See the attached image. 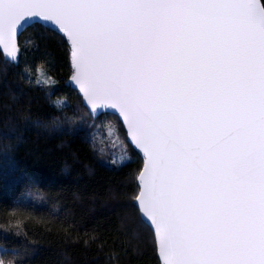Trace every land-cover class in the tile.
Wrapping results in <instances>:
<instances>
[{"label":"snow or ice","instance_id":"6c2138e0","mask_svg":"<svg viewBox=\"0 0 264 264\" xmlns=\"http://www.w3.org/2000/svg\"><path fill=\"white\" fill-rule=\"evenodd\" d=\"M21 21L64 35L93 114L126 122L163 264H264V2L0 0L12 63Z\"/></svg>","mask_w":264,"mask_h":264},{"label":"trees","instance_id":"16d2710c","mask_svg":"<svg viewBox=\"0 0 264 264\" xmlns=\"http://www.w3.org/2000/svg\"><path fill=\"white\" fill-rule=\"evenodd\" d=\"M19 49L14 64L0 48V256L8 264H162L135 209L144 159L129 139L123 150L122 119L92 118L68 85L70 43L59 31L31 25ZM37 68L53 78L48 87L29 83ZM82 106L91 125L78 122ZM101 124L115 128L120 144L98 137ZM77 125L89 131L79 134ZM118 154L128 159L111 164Z\"/></svg>","mask_w":264,"mask_h":264},{"label":"water","instance_id":"95a60500","mask_svg":"<svg viewBox=\"0 0 264 264\" xmlns=\"http://www.w3.org/2000/svg\"><path fill=\"white\" fill-rule=\"evenodd\" d=\"M26 19H32V18H26ZM21 24L23 25V27H20V26H18L17 27V30H16V34H15V36H14V38H13V43L15 44V46L19 49V38H20V36L22 35V33L28 28V27H30L31 25L30 24H27V23H24V21H21ZM38 24V23H37ZM48 27H50V25L48 26ZM51 28V27H50ZM55 30V29H54ZM6 41H7V38H4L3 40H0V48H1V51H2V53H3V55H4V57H5V59L7 60V61H10L11 63H12V61H11V57H9V56H7V53L9 52V50H10V48H11V44H7V46H6ZM70 43V42H69ZM19 59H20V49H19V52L17 53V60H18V62H19ZM72 63H73V61H72ZM14 64H17V63H14ZM74 73H75V68H74V63H73V75H74ZM72 75V76H73ZM68 85L70 86V87H72L73 89H75L76 91H78L79 92V94L83 97V99H84V105L90 110V112L92 113V115H93V117H98L99 115H101V114H103V113H114V114H116V115H118L119 116V114L116 112V110H114V109H103V110H101V109H99V108H97L96 110H95V115L93 114V110L91 109V105L90 104H88L87 103V98L84 96V94H83V92L79 89V85H77V84H75V81L74 80H72V79H70L69 80V82H68ZM122 120H123V118L121 117V116H119ZM124 122V121H123ZM124 124L126 125V128H127V124H126V122H124ZM128 130V129H127ZM129 133V132H128ZM129 136H130V133H129ZM130 141H131V136H130ZM131 143H132V145L134 146V143L131 141ZM135 147V146H134ZM135 149L142 155V157H143V159H144V164L146 163V157L143 155V153L139 150V149H137L136 147H135ZM139 185H140V191H142V183L139 181ZM137 203H138V200H137ZM149 225V224H148ZM150 226V225H149ZM151 227V229L153 230L154 229V226H150ZM153 232H154V230H153ZM154 235H155V238H156V242H157V246H158V254H159V258H160V260H161V263L163 264V256L160 254V251H159V238H158V234H156L155 232H154Z\"/></svg>","mask_w":264,"mask_h":264},{"label":"rangeland","instance_id":"374dc122","mask_svg":"<svg viewBox=\"0 0 264 264\" xmlns=\"http://www.w3.org/2000/svg\"><path fill=\"white\" fill-rule=\"evenodd\" d=\"M40 79H41V81H45V77L44 76H40L39 77ZM31 81H35V80H31ZM46 83L49 85V84H52V82L51 81H49V80H47L46 81ZM34 85H36L35 84V82H34ZM86 110V108L84 107V106H82V109H81V111L82 110ZM89 110V109H88ZM82 113H83V115H82V117H81V119H80V121H78V122H83V119H87V121H88V125H91V121H93L89 116H88V114L87 113H84L83 111H82ZM91 113V112H90ZM109 113V112H108ZM104 114H106V113H103V114H101V115H104ZM114 114V113H113ZM101 115H99L98 117H92V118H94V119H97V118H99ZM93 116V115H92ZM77 122V123H78ZM122 122H123V120H122ZM124 123V122H123ZM125 125V124H124ZM82 126L83 125H77L76 126V130H77V133H79V134H83V133H85V131H89V127L88 126H86L85 128H82ZM126 126V125H125ZM114 127H112L111 125H105V124H101V125H99V126H97L96 128H95V131H98L99 133H101L103 136L101 137V134L100 135H98V137L99 138H102V139H105V138H110L111 140H112V144L113 145H118V144H120V142H121V138L119 137V135H114V137L112 136V134L113 133H115V131H114ZM128 131V130H127ZM128 134V138L127 137H123V140H124V144H123V150H125L126 149V144H128V142H127V139H129V141H130V136H129V133H127ZM131 142V141H130ZM110 144V146L112 145L111 143H109ZM132 144V143H131ZM120 153H122V154H124L123 152H120ZM122 154H118V155H113L112 156V158L110 157L109 158V161H110V163H111V161L113 160V159H116L117 160V163L116 164H113V165H122L123 163H124V161H126V160H124L123 162H121V157H122ZM128 154V153H127ZM129 156V155H128ZM112 164V163H111ZM34 195V194H33ZM33 195L32 196H28L29 198H33ZM38 202H40V200L38 201ZM0 250H3V249H0ZM0 261H2V264H8L7 263V261H5L3 258H2V256H0Z\"/></svg>","mask_w":264,"mask_h":264}]
</instances>
